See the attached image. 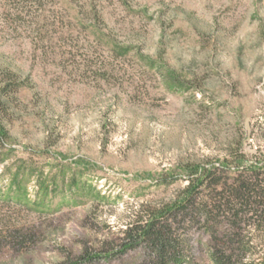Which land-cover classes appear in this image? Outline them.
<instances>
[{
  "label": "rangeland",
  "instance_id": "374dc122",
  "mask_svg": "<svg viewBox=\"0 0 264 264\" xmlns=\"http://www.w3.org/2000/svg\"><path fill=\"white\" fill-rule=\"evenodd\" d=\"M6 85L0 264H156L119 250L160 210L180 264H264L232 193L264 163V0H0ZM187 165L207 171L189 200Z\"/></svg>",
  "mask_w": 264,
  "mask_h": 264
},
{
  "label": "trees",
  "instance_id": "16d2710c",
  "mask_svg": "<svg viewBox=\"0 0 264 264\" xmlns=\"http://www.w3.org/2000/svg\"><path fill=\"white\" fill-rule=\"evenodd\" d=\"M11 79V76H9ZM10 85L0 86V99L5 95L3 92L9 89ZM8 92V90L6 91ZM5 130L0 127V148L2 147L5 137ZM243 156H239L237 161L243 162ZM188 173L187 179L189 181L185 190L187 199L193 197L197 187L204 182V178L207 175L206 169L198 166H186ZM249 179H243L233 193L234 197L239 201H242V205H254L255 209L251 212V215L257 226L259 227L261 222H264V183L260 176L264 173V163H257L251 165L248 169ZM255 175V179H254ZM10 199V197H7ZM187 205V204H186ZM185 206V205H184ZM172 211V210H171ZM168 211V212H171ZM236 217L240 216L239 212L234 213ZM166 213L162 210L155 211L150 214L149 217H143V219L135 220L134 224H130L124 231L122 247L119 250V254L126 252L128 249L135 248L137 246H144L150 254L155 258L156 264H180L184 260L183 249L171 234L169 219H167ZM236 236V235H235ZM232 240L236 238L231 237ZM116 254V253H115ZM118 255V253H117ZM116 256V255H115ZM215 264H232L233 254L225 252L223 249H215L213 251ZM113 257V253H87L80 259L72 261L66 264H90L101 259L110 260Z\"/></svg>",
  "mask_w": 264,
  "mask_h": 264
}]
</instances>
